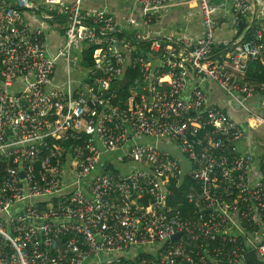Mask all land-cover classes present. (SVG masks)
Listing matches in <instances>:
<instances>
[{"label":"built area","instance_id":"1","mask_svg":"<svg viewBox=\"0 0 264 264\" xmlns=\"http://www.w3.org/2000/svg\"><path fill=\"white\" fill-rule=\"evenodd\" d=\"M211 1L0 0V264H264V30ZM191 3L199 36L157 28Z\"/></svg>","mask_w":264,"mask_h":264},{"label":"crops","instance_id":"2","mask_svg":"<svg viewBox=\"0 0 264 264\" xmlns=\"http://www.w3.org/2000/svg\"><path fill=\"white\" fill-rule=\"evenodd\" d=\"M59 0H56L57 2ZM66 4H73L76 0H62ZM225 0H212V4H222ZM38 5H42L43 0H36ZM84 7L86 10L95 11L99 8H103L107 6L109 11L115 15H119V12L124 8L130 6V0L125 1H115V0H84ZM254 7L256 13L250 14L246 20L245 24L242 28V31L237 35L234 34L233 29L231 27V23L229 21L230 16V8H231V0H228V10L222 9L220 15H218V20L220 21L219 29L216 31V36L219 40H228L231 42L233 40L244 38L247 33L250 35L252 27L259 26L264 30V0H253ZM189 10L195 12V17L190 21L188 26L186 25L185 16ZM44 14V12H42ZM38 13L34 15V24L37 26V17ZM49 26L56 27V31L61 32L63 31L65 25L59 20H55L54 22L50 21L47 23ZM158 29L164 30L165 33L172 34V33H189L192 36H199L202 32V25H201V18L197 13V9L195 8V3H191L190 6H176L170 8L167 14L160 20ZM236 37V38H235ZM51 44L52 46L56 42V37L51 36ZM208 89L211 92V99L218 100L217 92L218 87L214 84L208 83Z\"/></svg>","mask_w":264,"mask_h":264},{"label":"trees","instance_id":"3","mask_svg":"<svg viewBox=\"0 0 264 264\" xmlns=\"http://www.w3.org/2000/svg\"><path fill=\"white\" fill-rule=\"evenodd\" d=\"M251 35L247 33V35L244 37V40H248ZM85 58L87 62L91 65L93 64L92 60V55H93V50L91 49H86L85 52ZM247 78L250 82H256L259 83L264 80V66L261 64L260 60H252L249 63L248 71H247ZM191 180L186 179L182 187L177 190V197H175L172 201L171 204L173 206L180 207L182 210L187 211L189 208V205L185 201V193L188 192L189 186L191 184Z\"/></svg>","mask_w":264,"mask_h":264},{"label":"water","instance_id":"4","mask_svg":"<svg viewBox=\"0 0 264 264\" xmlns=\"http://www.w3.org/2000/svg\"><path fill=\"white\" fill-rule=\"evenodd\" d=\"M181 235H177L175 236V238H179ZM255 258V253L253 251L249 252L247 255H246V262L247 263H250L253 259Z\"/></svg>","mask_w":264,"mask_h":264},{"label":"rangeland","instance_id":"5","mask_svg":"<svg viewBox=\"0 0 264 264\" xmlns=\"http://www.w3.org/2000/svg\"><path fill=\"white\" fill-rule=\"evenodd\" d=\"M54 1H56V0H54Z\"/></svg>","mask_w":264,"mask_h":264}]
</instances>
